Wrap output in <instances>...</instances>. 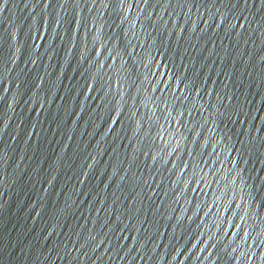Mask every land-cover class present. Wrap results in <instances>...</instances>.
<instances>
[{"label":"water","instance_id":"95a60500","mask_svg":"<svg viewBox=\"0 0 264 264\" xmlns=\"http://www.w3.org/2000/svg\"><path fill=\"white\" fill-rule=\"evenodd\" d=\"M0 264H264V0H0Z\"/></svg>","mask_w":264,"mask_h":264}]
</instances>
